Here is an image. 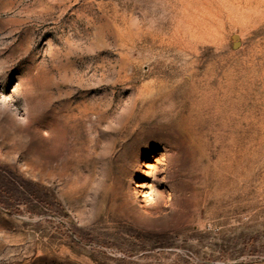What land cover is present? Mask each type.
<instances>
[{"label":"rangeland","instance_id":"374dc122","mask_svg":"<svg viewBox=\"0 0 264 264\" xmlns=\"http://www.w3.org/2000/svg\"><path fill=\"white\" fill-rule=\"evenodd\" d=\"M0 264H264V0H0Z\"/></svg>","mask_w":264,"mask_h":264}]
</instances>
